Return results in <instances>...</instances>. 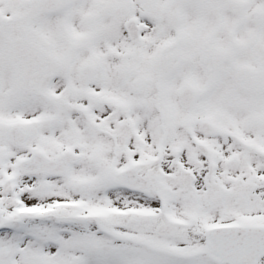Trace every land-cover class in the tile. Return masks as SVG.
<instances>
[{
    "label": "snow or ice",
    "instance_id": "1",
    "mask_svg": "<svg viewBox=\"0 0 264 264\" xmlns=\"http://www.w3.org/2000/svg\"><path fill=\"white\" fill-rule=\"evenodd\" d=\"M0 264H264V0H0Z\"/></svg>",
    "mask_w": 264,
    "mask_h": 264
}]
</instances>
